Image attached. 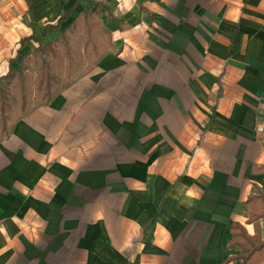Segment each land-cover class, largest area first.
<instances>
[{"label": "crops", "instance_id": "obj_1", "mask_svg": "<svg viewBox=\"0 0 264 264\" xmlns=\"http://www.w3.org/2000/svg\"><path fill=\"white\" fill-rule=\"evenodd\" d=\"M74 1L0 0V78L85 14L109 39L0 137V264H240L232 224L264 239V0H76L46 31Z\"/></svg>", "mask_w": 264, "mask_h": 264}, {"label": "trees", "instance_id": "obj_2", "mask_svg": "<svg viewBox=\"0 0 264 264\" xmlns=\"http://www.w3.org/2000/svg\"><path fill=\"white\" fill-rule=\"evenodd\" d=\"M75 2L76 0L71 6L67 8L66 11H64L57 17V20L54 24L47 25L46 31H54L61 26L62 22L66 21L70 16V12ZM83 17L90 18L88 14L83 15ZM74 20L64 27V30L61 32L60 36L55 41H53V44L47 43L43 46H38L33 51L34 57H37L42 61L41 69L43 71H41L39 75L36 89L38 91L42 89L44 90L45 103H48L55 94V92L52 91V83L55 85H59L61 83V79L60 76L58 77L57 73L51 69L48 61L44 56L48 54L47 52L53 53V56H55V42H59V40H62V45L66 49V62L71 68L72 60H70L69 58L70 53L65 30L67 31L69 28H71V26H73ZM27 40H29V38H25L21 41L20 48L23 47L24 43ZM61 65L62 64L59 62L57 64V68L59 69ZM25 79L26 77L24 69H22L21 71H17L13 70L12 68L9 69L6 75L0 78V80L4 82V84L0 86V114L3 119V133H1L2 135L9 133V128L6 127L5 123L4 112L6 110L14 109L15 101L14 97L11 96L12 89H10V85L14 80H16L18 90L19 92H21L19 111L24 114L28 110L27 103L29 96V85H26V83L24 84ZM263 167L264 165L262 166V168ZM246 203V214L248 216L247 223L256 224V222L260 218L264 217V195L262 193L251 195L246 200ZM230 246H236L240 251L237 256L233 257V259L241 260L240 264H264V239H262L257 232L253 236L249 235L240 223H233L231 226V239L229 240L227 247Z\"/></svg>", "mask_w": 264, "mask_h": 264}, {"label": "rangeland", "instance_id": "obj_3", "mask_svg": "<svg viewBox=\"0 0 264 264\" xmlns=\"http://www.w3.org/2000/svg\"><path fill=\"white\" fill-rule=\"evenodd\" d=\"M66 39L68 40V47L70 53V60H72L71 68L66 62V49L62 45V40L55 42L56 54L47 52L44 57L48 61L51 69L60 76L61 83L55 85L52 83V91L56 92L63 88L65 85L71 83L75 76L81 75L82 70H88L91 68L93 62L101 54L105 52L106 45L108 44V36L99 25V22L95 18L78 17L74 20L73 26L67 31L65 30ZM61 63V67L58 69L57 64ZM42 61L41 59L31 56H24L20 62L14 64L15 70L21 71L24 69L25 81L24 84L29 85V96L27 108L38 106L44 102V90L38 91L37 81L41 71ZM57 68V69H56ZM52 71V72H53ZM2 81L0 85L2 86ZM12 89L11 96L14 97V109L6 110L4 112L6 127L9 128L12 121L20 116L22 113L19 111V102L21 99V92L18 90L16 80L10 85ZM11 98V97H10ZM13 102V100H12ZM3 133V119L0 114V137Z\"/></svg>", "mask_w": 264, "mask_h": 264}]
</instances>
